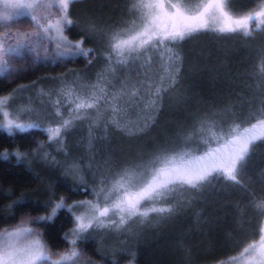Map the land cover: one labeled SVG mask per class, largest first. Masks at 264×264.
I'll return each instance as SVG.
<instances>
[{"label": "trees", "instance_id": "trees-1", "mask_svg": "<svg viewBox=\"0 0 264 264\" xmlns=\"http://www.w3.org/2000/svg\"><path fill=\"white\" fill-rule=\"evenodd\" d=\"M259 2L231 0L230 7L237 15H243L256 8ZM130 6L129 0H79L70 8L74 25L65 34L72 42L84 39L83 47L93 50L91 62L83 57L52 61L54 51L45 47V43L37 45L33 52L21 49L20 55H12L9 60L8 78L0 79V97L15 93L19 108H31L36 104L40 107V95H36L39 90L41 95H48L52 103L58 98L62 103L67 98L58 97L57 92L63 86L95 84L102 73L119 88L123 82L128 84V80L131 87V84L152 79L154 87L170 86L165 69L169 68V58L178 54L181 65L176 74L177 95L164 91L162 108L157 112L148 108V115L143 113L145 116L137 107L135 111L144 118L137 122L129 115L130 120L124 118L133 122L120 119L121 127L136 132L147 122L148 127L141 131L144 135L139 138H128L124 131L117 135L110 132L111 136L102 139V131L81 125L68 135L64 150H58L45 132L32 130L9 136L0 130V155L4 152L9 155L7 160L0 159V230L28 219L33 222L29 226L37 228L51 251H64L69 247L64 237L69 236L75 226L72 213L62 209L52 220L42 221L39 226L35 224L38 217L51 214V208L61 197L68 205L94 199V190L100 187L102 180L105 183L112 180V171L139 163L138 159H128L131 149L135 150L131 156L134 153H141L142 157L155 155L158 148L184 147L183 137L189 134L192 139L187 142L188 146H199L202 150L200 137L209 134L200 132L202 120L215 119L219 127L227 129L233 122L249 123L250 115L264 107V87L260 86L264 32L254 33L242 44L232 36L195 33L182 44L179 42L180 45L171 47V52L164 50L166 55L162 59L165 61L159 63L162 68L156 70L155 76L143 77L134 64L152 61V52H145L129 65L117 66L115 74H109L106 41L83 30L93 20L106 31L128 24L127 19H133ZM32 23L31 17L22 15L17 17L15 25L9 26L26 30V25ZM36 54L41 59L33 63ZM45 56L49 59H43ZM111 88L110 84L109 90ZM86 94L87 90L81 93ZM60 108L67 109L62 104ZM214 112L218 117L212 116ZM148 116L152 119L147 120ZM40 124L46 128L51 123ZM163 131H166L164 135L160 133ZM94 136L99 139L89 142ZM177 136L179 143L175 140ZM17 151L25 154L19 161L14 155ZM73 166L74 174H68ZM211 181L203 190L183 193L186 195H181L184 200L177 207V213L160 226H154L158 228L147 224L140 226L138 221L130 228L132 234H112L109 228L89 229L91 235L85 233L87 239L77 241L82 252L81 264H220L232 257L237 258L232 264H254L248 254L241 253L248 244L258 242L263 234L260 229L264 228V216L257 214L252 202L264 199V141H257L252 149L241 186L223 178ZM22 199L27 203H14Z\"/></svg>", "mask_w": 264, "mask_h": 264}, {"label": "snow or ice", "instance_id": "snow-or-ice-1", "mask_svg": "<svg viewBox=\"0 0 264 264\" xmlns=\"http://www.w3.org/2000/svg\"><path fill=\"white\" fill-rule=\"evenodd\" d=\"M129 11L133 14L130 24L113 27L105 30L97 22L90 21L84 27V32L106 41L108 46L107 72L114 75L117 66L129 65L130 62L139 60L149 49H158L161 45L171 52L169 45L175 46L179 42L201 31L215 32L223 36L239 35L251 38L256 32H264V0L252 11L237 15L230 7L231 0H206L195 8L187 4V0H129ZM79 0H28L27 3L9 4L5 0L4 11H0V26L7 27L13 19L14 13L8 9H23L16 15H30L34 22L32 32H16L12 37L5 33V38H0V79L9 75L10 64L4 59L10 54L20 55V49L33 52L37 45L44 41L55 42V51L51 54L52 61L68 60L83 57L91 62L90 48L83 47L85 41L80 39L72 42L65 35V31L74 25L70 8ZM53 9L55 12H53ZM47 13V14H45ZM162 21H167L162 23ZM15 39L14 44H8L7 39ZM165 42H168L167 44ZM48 52V49H44ZM36 54L33 63L40 60ZM43 59H49L45 56ZM170 59L167 79L170 85L176 84V74L179 72L178 54ZM261 77L264 87V59L261 61ZM111 81L106 79L104 73L98 76L95 84L65 85L57 94L58 97L67 98V102L74 104L71 111L75 112L73 119L64 118L61 112V99L54 102V117L59 118L54 124L42 127L36 121L23 122L21 114L28 109L10 111V101L15 93L0 97V130L9 136L15 133H28L39 130L48 134L49 142L62 145L64 135L70 130L73 121L86 116L97 115L105 118L102 109H110V122L121 127L117 118L122 112L121 101L125 104H139L143 99L140 89L122 84L118 91H109ZM22 90V89H21ZM87 90L86 95H81ZM161 87L153 88L148 85L147 91L151 97L146 108L156 110ZM128 97V100L124 98ZM92 109L94 112H89ZM227 110V109H226ZM218 113H212L218 117ZM152 117L148 116L147 120ZM200 131H207L211 140L201 136L204 145L190 147L186 137L185 146L181 148L159 149L153 158L136 167L125 166L116 173L111 181L100 182V187L94 190L95 200L80 201L68 205L63 197L51 208V214L40 216L35 221L37 226L42 221H50L62 209H66L75 217V227L72 229L71 238L65 235L69 247L64 251L53 252L46 241L41 237L36 227L29 226L31 220L24 219L14 229H5L0 232V264H81L82 252L77 246V241H84L89 229L111 228L120 230L134 217L141 222L155 213V218H163L171 214L175 206L169 201V196L177 191L185 192L189 189L199 191L211 180L223 178L234 185L241 186L244 172L250 158L252 149L257 141H264V107L257 113L250 115L249 123L233 122L227 129L219 127L215 119H204L200 122ZM106 126V125H105ZM207 126V127H205ZM148 127L147 122L140 126L143 131ZM14 155L17 160L24 158L25 154L19 151ZM46 155V154H45ZM9 155L4 152L0 159L7 160ZM75 166L68 174H74ZM211 178V179H210ZM186 186V187H185ZM147 202V203H146ZM17 205L27 203L25 200L15 201ZM253 209L258 215L264 216V199H254ZM77 211L80 212L77 215ZM118 217V219H117ZM264 233V228L260 229ZM248 254V259L254 264H264V234L260 235L258 242L248 244L243 249V254ZM237 258L221 261L220 264H232Z\"/></svg>", "mask_w": 264, "mask_h": 264}, {"label": "rangeland", "instance_id": "rangeland-1", "mask_svg": "<svg viewBox=\"0 0 264 264\" xmlns=\"http://www.w3.org/2000/svg\"><path fill=\"white\" fill-rule=\"evenodd\" d=\"M7 2L9 3V4H15V3H27L28 2V0H7ZM204 2H206V0H187V4L190 6V7H192V8H195L197 5H200V4H202V3H204ZM4 4H5V0H0V11H4ZM130 9V8H129ZM9 11H11V12H13L14 13V16H13V19L12 20H10L9 22H8V26L7 27H1L0 28V38H5L6 39V37H5V33H7V35L9 36V37H12L13 36V34L14 33H16V32H32L33 30H34V22L32 23V24H29V25H26V30H22V29H11L10 28V24H12V25H15L16 24V19H17V17H20V16H22V15H16L15 13L16 12H18V11H24L23 9H20V10H16V9H8ZM53 12H55V10L53 9ZM45 14H47V13H45ZM29 17H31L30 15H28ZM134 18V17H133ZM131 20L132 19H130V18H128L127 19V22H128V24H130L131 23ZM165 22H167V21H162V23H165ZM206 32H209V31H201V32H198L197 34H199V36L201 35H203V36H214V35H216L217 33H215V32H210L209 34H206ZM66 35V34H65ZM218 35H220V34H218ZM198 36V37H199ZM232 37H234L235 39H237V40H239L240 41V43L242 44L244 41H247L246 40V38H243V37H241V36H239V35H236V36H232ZM194 38V37H193ZM7 43L8 44H14L15 43V39L13 38V39H7ZM45 43V47L47 46L48 48H51L52 49V51H55V42H48V41H44L43 42V44ZM166 44L168 43V42H165ZM181 44H182V41L180 42ZM177 45H180V44H177ZM170 47H173L172 45H169ZM166 48L164 47V45H161L158 49H156V48H153V49H149L148 51H147V54H148V52H152V57H151V59H152V61H148V63H134L135 65H136V68H138V70L139 71H142V75H143V77H147V75H149V74H152L153 76H155V73H156V70H158V69H160V68H162L161 67V65L159 64V63H163L165 60H163L162 58L166 55L165 53H164V50H165ZM21 50V49H20ZM12 55H15V54H10V55H7V56H5L4 57V59L6 60V61H8L9 62V60L11 59V56ZM156 57V58H154V57ZM181 59V58H180ZM157 62V63H156ZM178 65H179V69H180V60H179V62H178ZM152 73H151V72ZM134 75H136V73H135V71L133 70V75L132 76H134ZM142 76H139V78L141 79V78H143ZM129 79V78H128ZM164 79L165 78H163L162 80L164 81ZM129 81L130 80H128V85H129ZM125 82H123V84H124ZM137 85H132L131 84V87L132 86H135L136 88H139L140 89V92H141V95H142V97H143V99H141L140 97H137V99H139V104H137V103H129V104H125L123 101H121V107L124 109L123 110V112L117 117L119 120L121 119V118H124V117H126L127 119H131L132 118V120H134L135 122H137V120H141V119H144L143 118V116L142 115H148V111H149V109L148 108H146L145 107V105L147 104V100H148V98H149V94H148V91H147V87H148V85L150 84H153V79L152 80H147V81H142L141 83H136ZM115 85V83H111V89L109 90L110 92L111 91H118V89H119V87L118 86H114ZM139 85H142V86H139ZM178 86V84L176 83L175 85H170V86H160L162 89H167L168 90V94L170 93V94H172L173 96H176L177 95V92H176V90H175V87H177ZM116 87V88H115ZM152 87L153 88H155L153 85H152ZM167 87V88H166ZM117 89V90H116ZM61 90V89H60ZM60 90H58V92L57 93H59L60 92ZM35 91H37V90H35ZM39 91V90H38ZM37 91V93H36V95L38 96V95H40V96H42V98L39 96V105H40V107L36 104L34 107H31V108H24V107H20L19 108V104H18V97H16L15 95H14V98H13V100L12 101H10V111H16V110H20V109H28L27 111H23L22 112V114H21V119H22V121L23 122H30V121H36V122H38V123H42V124H54L55 122H56V120L57 119H59V118H55L54 117V111H55V109H54V107H53V105H54V103H52L51 101H50V98H49V96L47 95V96H44V95H41L39 92ZM40 92H41V90H40ZM163 92L164 91H161V94H160V99L158 100V103H157V107H156V110L154 111V112H157L160 108H162L161 106L163 105V101H162V97L163 96H165L166 94H164L163 95ZM179 96V95H178ZM18 98V99H17ZM27 98H29L28 96H27ZM128 97H125L124 99L126 100ZM42 100H44V101H42ZM62 105H65V108H67L66 110H61V112L63 113V115H64V118H67V119H73V117H74V115H75V112H73V111H71V109H73L74 108V104H70V103H68L67 102V99L66 100H64V101H62V103H61ZM38 106V107H37ZM141 108L140 109V111L142 112V115H140V113L139 112H137V111H135V109L136 108ZM262 107H260V109H261ZM89 112H94V110H92V109H89L88 110ZM101 112L103 113V116L105 117V118H103V119H101V118H99L97 115H92V116H86V117H84V118H82V119H76V120H74L73 121V124H72V126H71V128H70V130L69 131H67V133L64 135V139H63V143H62V145H58V144H56V143H54V146L55 147H58L57 149L58 150H64V148H65V146H66V143H67V137H68V135L73 131H75V130H77V128L78 127H80L81 125H86V126H88V127H91V128H93V129H96V131L98 132V131H102V133H100L102 136H100V137H102V139H104V138H107L108 136H111V135H109V133L111 132V133H115L116 135H117V133L118 132H121V133H124V131L127 133V137L128 138H131V137H134V136H136V138H139V137H141L142 135H144V134H141V131H138V132H136L137 130H130V129H125V128H123V127H117L114 123H111L110 122V109H108L107 107H105L104 109H102L101 110ZM135 113H138L139 115H138V117H134L133 115H135ZM144 113V114H143ZM128 115L131 117V118H129L128 117ZM144 115V116H145ZM127 119H125L124 118V122H126V120ZM129 120H127V122L126 123H130V122H133V121H129ZM138 122H140V121H138ZM106 125V126H105ZM205 127H207V126H205ZM130 130V131H129ZM165 132L166 131H163V132H160V133H162L163 135L165 134ZM201 132V131H200ZM141 134V135H140ZM189 135V134H188ZM188 135H186L185 137H183V140H182V144H185V141H186V137L188 136ZM173 136V135H172ZM95 137V136H94ZM104 137V138H103ZM178 138L176 139L175 138V140H176V143H179V136H177ZM205 137L206 138H208L209 140H211V135H210V133L208 134V135H205ZM97 139H99V136H97V137H95V138H91L90 139V141L89 142H91L92 140L94 141V140H97ZM173 142V141H172ZM170 143V142H168L167 144H170V145H172L173 146V143ZM175 142V141H174ZM180 143H181V140H180ZM200 144V143H199ZM200 145H202V147H204V145L201 143ZM179 147H180V145H178ZM168 147H171V146H169L168 145ZM128 149H130V147H128ZM162 149V148H161ZM158 150H159V148H158ZM135 151V150H134ZM133 151V149H131V153L132 152H134ZM131 153H127V155H128V159H130L131 161H132V159L133 160H136V159H138V161H139V163H137V164H134V166L136 167L137 165H139V164H144V163H147V162H149L152 158H153V156H154V154H152L151 156H149V154H147L146 156H143L142 157V154L140 153V155H137L136 153H134L133 154V156H131ZM117 172H119V171H117V170H115V171H112L111 172V175H116V173ZM113 176V177H114ZM110 181H111V179H110ZM212 182V181H211ZM211 182L210 183H207L205 186H203L200 190H203V189H205V187L206 186H210L211 185ZM186 187V186H185ZM188 191H197V190H191V189H189ZM185 192H187V191H185ZM185 192H179V191H177L176 193H173L172 195H170L169 196V201L175 206V208H174V211L171 213V214H165V216L163 217V218H155V219H153L152 217H155L156 216V214L155 213H152V214H150V217L148 218V219H146V220H143V222H141L140 221V219L139 218H136V217H134L132 220H130V221H128V223L126 224V225H124L123 226V228H121L120 230H113V229H111V228H109L112 232H109V233H112V234H120V235H124L125 233L126 234H132V233H134L133 232V230H131L130 228L132 227V226H134L135 224V222H138L139 224L138 225H140V226H143V225H152L153 226V228H158V227H154V226H160L161 224H163L164 222H167V220L169 219V217H172L175 213H177V207H179V205H180V203H182L183 201L182 200H184V196L186 195H184L183 193H185ZM181 195L183 196V197H181ZM180 198V199H179ZM178 199H179V201H178ZM92 200H95V198L94 199H92ZM85 201H87V200H85ZM176 201H178L177 203H175L174 204V202H176ZM147 203V202H146ZM77 215H79L80 214V212L79 211H77V213H76ZM117 219H118V217H117ZM158 223V224H157ZM16 227V226H15ZM15 227H12V228H9L8 230H12V229H14ZM75 227V226H74ZM3 230H0V232H2ZM72 232V231H71ZM71 232H70V237L69 238H71ZM116 232V233H115ZM264 234V233H263ZM164 249L166 248L165 246L163 247Z\"/></svg>", "mask_w": 264, "mask_h": 264}]
</instances>
